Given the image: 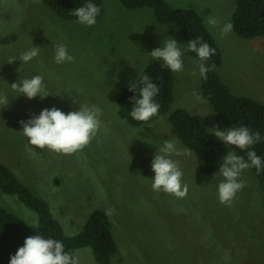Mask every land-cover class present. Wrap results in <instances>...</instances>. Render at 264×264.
<instances>
[{"label":"rangeland","instance_id":"rangeland-1","mask_svg":"<svg viewBox=\"0 0 264 264\" xmlns=\"http://www.w3.org/2000/svg\"><path fill=\"white\" fill-rule=\"evenodd\" d=\"M164 1L172 9L193 12L208 30L221 56L216 71L230 92L264 106V36L243 39L233 28L220 34L224 23H232L234 0ZM101 2L102 16L85 26L57 18L42 0H0V94L9 101L0 105L1 163L48 204L67 237L77 235L94 211L114 209L107 214L118 248L112 264H264L263 192L249 169L242 172L246 186L230 207L218 199L219 169L202 173L192 152L171 156L188 185L186 197L151 188V162L164 141H177L181 153L188 148L171 133L167 115L133 127L119 116L118 100L154 60L152 50L168 38L179 45L187 42L179 25L161 24L150 8ZM209 15L221 23L210 27ZM57 44L67 45L74 62L55 63ZM32 46L39 47V55L27 63L20 60ZM182 61V71H171V110H184L209 129L230 128L216 119L202 96L201 77L192 75L198 61L190 52ZM35 75L43 76L47 97L28 99L11 88ZM83 105H97L103 114L100 131L81 151L62 155L39 149L22 134L19 122L43 109L67 114ZM224 145L240 155L234 145ZM0 206L36 227V213L15 196L0 193ZM73 256L79 264H97L89 247L76 249Z\"/></svg>","mask_w":264,"mask_h":264},{"label":"trees","instance_id":"trees-1","mask_svg":"<svg viewBox=\"0 0 264 264\" xmlns=\"http://www.w3.org/2000/svg\"><path fill=\"white\" fill-rule=\"evenodd\" d=\"M42 2L57 18L68 22H77V18L70 12L86 3L91 2L99 6L100 13L96 20L102 16L104 10L101 0H42ZM120 2L129 10L150 8L161 24L179 25L186 42L200 38L202 42L208 43L215 49V55L205 62L206 66L214 64L215 68L207 73L206 80L201 78L202 96L208 100L216 119L221 124L230 127L244 125L252 132L261 133L262 139L248 150H254L264 162V106L251 99L233 95L222 83L216 71L220 65V53L199 18L191 11L170 8L164 0H120ZM234 4L235 10L232 16L234 33L243 39L263 37L264 0H234ZM190 54L199 62L195 53L190 52ZM143 74L159 87V92L154 98L160 104L158 114L146 122L132 119L131 101L136 93L127 88L118 100L119 116L131 126L138 127L167 115L171 133L195 155L199 170L204 174H213L219 169L224 155L227 154L224 143L217 140L209 128L188 112L181 109L171 110L173 76L171 70L166 68L162 61L152 60ZM136 79L138 80L139 77ZM240 155L247 159L246 151L240 150ZM249 170L262 189L264 206V169L259 173L254 167ZM0 193L15 196L22 205L37 215L36 227L31 228L24 219L0 206V264H9L10 257L23 246L24 240L37 234L61 241L65 251L72 255L76 249L89 247L97 264H112L118 248L112 234L113 224L104 211H94L77 235L67 237L59 221L52 216L48 204L37 197L1 161Z\"/></svg>","mask_w":264,"mask_h":264},{"label":"clouds","instance_id":"clouds-1","mask_svg":"<svg viewBox=\"0 0 264 264\" xmlns=\"http://www.w3.org/2000/svg\"><path fill=\"white\" fill-rule=\"evenodd\" d=\"M100 8L91 2L72 9L70 14L77 18V22L85 26L96 24ZM206 23L215 28L221 22L214 16H207ZM232 23L223 24L220 29L221 36L232 31ZM39 47L32 46L20 55V60L27 63L39 55ZM186 52L195 53L199 58L192 75L197 72L202 79H207V73L214 70L215 65L206 66L208 61L215 55V49L200 38L190 40L186 45H179L173 38L164 41L163 46L156 48L149 54L152 58L162 61L163 65L172 72L183 70L182 56ZM15 59L9 61L12 62ZM75 57L70 55L66 44H57L54 48V61L57 64L74 62ZM11 88L18 94H24L28 99L39 96L41 99L50 95L43 82V76L35 75L31 78L19 79L11 84ZM129 91L135 92L136 96L131 101L133 107L130 116L136 121H148L157 115L160 104L155 101L159 87L153 83L146 74H141L129 86ZM138 94V95H137ZM197 99L199 94L193 93ZM7 96L0 94V105L8 104ZM103 114L101 107L97 105H83L77 111H69L67 114L53 107L43 109L38 116L29 120L20 121L22 134L28 143L39 149H48L51 152L72 155L83 150L96 137L101 128L100 117ZM215 138L226 145H234L241 151H246L247 159L233 151L227 152L223 157V163L219 166V173L223 177L217 186V195L220 203L231 206L237 193L245 186L241 180L243 171L256 168L257 173L264 169V162L254 150L250 149L258 143L262 137L259 131L252 132L247 126H232L225 130L216 127L210 129ZM177 141L165 140L163 145L156 151L151 162L154 177L151 179V188L155 192H164L176 198H184L188 194V185L182 183L183 172L179 161L173 160V154L191 155V150L184 149L181 153L177 149ZM27 151L30 154L31 148ZM108 215L114 214V209H109ZM9 264H79V258L66 252L64 244L53 238H45L42 235H32L24 240L15 255L10 257Z\"/></svg>","mask_w":264,"mask_h":264}]
</instances>
